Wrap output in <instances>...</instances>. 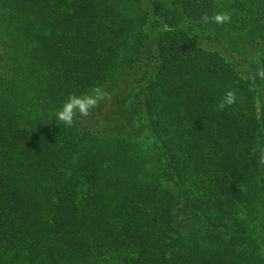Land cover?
<instances>
[{
	"label": "trees",
	"instance_id": "1",
	"mask_svg": "<svg viewBox=\"0 0 264 264\" xmlns=\"http://www.w3.org/2000/svg\"><path fill=\"white\" fill-rule=\"evenodd\" d=\"M0 264H264V0H0Z\"/></svg>",
	"mask_w": 264,
	"mask_h": 264
},
{
	"label": "rangeland",
	"instance_id": "2",
	"mask_svg": "<svg viewBox=\"0 0 264 264\" xmlns=\"http://www.w3.org/2000/svg\"><path fill=\"white\" fill-rule=\"evenodd\" d=\"M221 2H222V5H225L227 7V5H230V3H233L234 0H221ZM225 12L227 14H229V12H227V11H225ZM225 21H226V23H224V24H223L222 19L217 21V22H218L219 26H221L227 34L230 33L231 35L237 37L238 35L242 36L246 33V31H243V30H241V31L239 30L240 31L239 32V31H236L234 28L231 29V24H230L231 19H229V17H227V19ZM222 28H220V29H222Z\"/></svg>",
	"mask_w": 264,
	"mask_h": 264
},
{
	"label": "clouds",
	"instance_id": "3",
	"mask_svg": "<svg viewBox=\"0 0 264 264\" xmlns=\"http://www.w3.org/2000/svg\"><path fill=\"white\" fill-rule=\"evenodd\" d=\"M217 19H221V18L218 17ZM223 19H227V16L223 17ZM231 102H232V100H231V94H229V103H231ZM85 114H86V113H85ZM58 118H59L60 120L64 121L65 123H68V124L71 123V119H70V117L65 116L63 112L58 113Z\"/></svg>",
	"mask_w": 264,
	"mask_h": 264
}]
</instances>
